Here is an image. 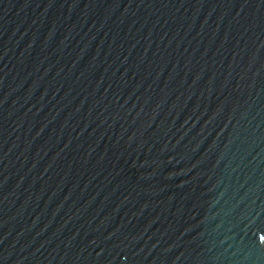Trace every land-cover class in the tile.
Returning a JSON list of instances; mask_svg holds the SVG:
<instances>
[{
	"label": "water",
	"instance_id": "1",
	"mask_svg": "<svg viewBox=\"0 0 264 264\" xmlns=\"http://www.w3.org/2000/svg\"><path fill=\"white\" fill-rule=\"evenodd\" d=\"M0 264H264V0H0Z\"/></svg>",
	"mask_w": 264,
	"mask_h": 264
}]
</instances>
